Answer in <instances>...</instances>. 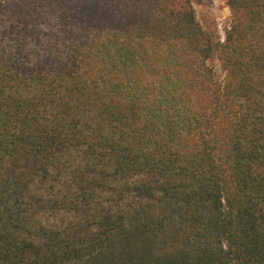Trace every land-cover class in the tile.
Listing matches in <instances>:
<instances>
[{
  "label": "trees",
  "instance_id": "1",
  "mask_svg": "<svg viewBox=\"0 0 264 264\" xmlns=\"http://www.w3.org/2000/svg\"><path fill=\"white\" fill-rule=\"evenodd\" d=\"M225 1L215 48L192 0H0V264H264V0Z\"/></svg>",
  "mask_w": 264,
  "mask_h": 264
},
{
  "label": "rangeland",
  "instance_id": "2",
  "mask_svg": "<svg viewBox=\"0 0 264 264\" xmlns=\"http://www.w3.org/2000/svg\"><path fill=\"white\" fill-rule=\"evenodd\" d=\"M197 11L199 22L210 32L216 48L224 40L225 29L231 22V12L225 0H192ZM218 58L211 61L216 79L223 82L225 72L221 68Z\"/></svg>",
  "mask_w": 264,
  "mask_h": 264
}]
</instances>
